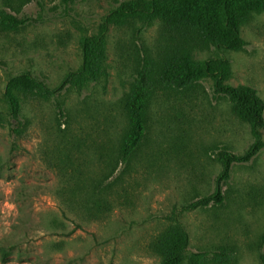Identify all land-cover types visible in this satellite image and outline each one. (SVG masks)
Masks as SVG:
<instances>
[{
	"label": "rangeland",
	"instance_id": "374dc122",
	"mask_svg": "<svg viewBox=\"0 0 264 264\" xmlns=\"http://www.w3.org/2000/svg\"><path fill=\"white\" fill-rule=\"evenodd\" d=\"M41 1L43 10L36 1L23 6L21 15L34 20L19 30L0 26V110H7L12 75L31 71L56 86L81 65L80 38L104 26L106 74L84 89L66 88L58 98L64 115L54 100L29 101L21 133L13 131L15 122L0 124V264H159L154 243L173 212L189 233V252L226 245L235 251L234 264H264V129L258 154L233 164L224 202L181 212L214 191L220 150L243 153L252 144L249 125L215 94L210 77L195 90H159L146 139L122 164L123 98L140 55L133 27L141 21L107 22L123 0ZM241 30L242 50L194 51L192 58L228 57L225 82L255 88L264 100V11ZM143 40L157 52L158 22Z\"/></svg>",
	"mask_w": 264,
	"mask_h": 264
},
{
	"label": "trees",
	"instance_id": "16d2710c",
	"mask_svg": "<svg viewBox=\"0 0 264 264\" xmlns=\"http://www.w3.org/2000/svg\"><path fill=\"white\" fill-rule=\"evenodd\" d=\"M33 1L43 10L41 0H2L0 26L17 31L32 22L31 16L21 13L23 6ZM62 1L70 4L76 0ZM261 11H264V0H123L106 16L107 22L118 26L130 18L141 21L133 27L140 55L136 60L134 79L123 98L128 125L119 146L122 164L130 163L143 145L149 128L151 102L159 90H195L202 79L210 77L214 81L215 94L225 97L232 104L233 113L250 127L254 141L243 153L228 149L217 153L221 170L215 178L214 191L183 205L181 212L222 204L225 199L223 186L230 178L233 164L249 162L263 146L264 100L257 90L225 82L231 74V61L224 55L210 56L198 62L192 58L194 51L242 50L247 41L242 36L241 26L252 14ZM157 22L163 43L155 53L146 47L143 35ZM79 45L81 65L68 71L56 86H50L31 71L11 76L4 93L7 110H0V124L14 125L15 122L13 131L19 134L25 128L21 116L29 101L54 100L64 115L63 104L58 98L66 88L81 90L98 83L106 74L108 61L106 26L96 35H83ZM169 219L170 226L154 243L161 258L159 264H234L235 251L230 246L189 252L190 236L177 212Z\"/></svg>",
	"mask_w": 264,
	"mask_h": 264
}]
</instances>
